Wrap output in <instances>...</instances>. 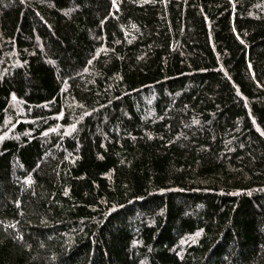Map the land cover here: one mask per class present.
Masks as SVG:
<instances>
[{"label":"trees","instance_id":"trees-1","mask_svg":"<svg viewBox=\"0 0 264 264\" xmlns=\"http://www.w3.org/2000/svg\"><path fill=\"white\" fill-rule=\"evenodd\" d=\"M0 264H264V0H0Z\"/></svg>","mask_w":264,"mask_h":264}]
</instances>
